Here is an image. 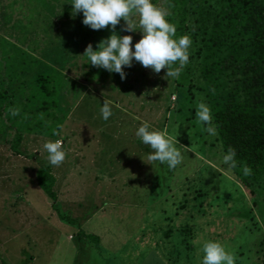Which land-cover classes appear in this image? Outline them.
I'll list each match as a JSON object with an SVG mask.
<instances>
[{
    "label": "rangeland",
    "instance_id": "374dc122",
    "mask_svg": "<svg viewBox=\"0 0 264 264\" xmlns=\"http://www.w3.org/2000/svg\"><path fill=\"white\" fill-rule=\"evenodd\" d=\"M162 2L154 4L163 9ZM119 23L123 31L122 18ZM0 67L1 83V55ZM145 69L121 84L101 69L79 67L74 76L56 71L53 84L60 93L53 97L27 85L14 90L17 103L29 95V109L42 100L63 102L62 93L69 103L53 109L60 121L45 116L43 133L21 132L16 139L9 121L0 127V264H200V246L209 239L231 250L234 264H264V187L251 196L221 171L207 156L213 150L207 153L196 136L201 126L195 113L179 117L171 111L173 104L183 109L182 97L174 102L173 78ZM105 101L138 110L142 122L164 121L158 130L176 140L181 162L169 170L143 161L151 149L135 143L133 119L120 121L121 109L110 106L114 114L102 120ZM165 101L170 106L164 112ZM55 140L65 151L59 166L47 163L42 147ZM41 165L56 178L54 203L35 181ZM59 212L74 220L61 219Z\"/></svg>",
    "mask_w": 264,
    "mask_h": 264
},
{
    "label": "trees",
    "instance_id": "16d2710c",
    "mask_svg": "<svg viewBox=\"0 0 264 264\" xmlns=\"http://www.w3.org/2000/svg\"><path fill=\"white\" fill-rule=\"evenodd\" d=\"M70 3L71 0H0V55L5 64L0 83V127L4 120L9 121V125L16 128V139L21 132L43 133L45 116L56 118L53 109L65 108L69 95H60L63 102L42 100L40 106L29 109L26 105L29 95H24L22 102L17 103L13 96L15 89L27 85L32 91L38 87L45 96L53 97L60 93L53 84L56 71L70 72L73 76L79 72V67H87L91 72L95 68L107 71L86 64L82 54L89 43L95 48L98 41L109 35L110 29L105 26L92 30L83 25L81 14L72 15ZM162 5L169 13L170 22L176 25V36L187 34L192 40L188 63L178 78L171 79L174 102L182 97L183 109H174L173 104L171 111L179 117L186 116L188 111L195 113L198 102L205 103L216 134H207L204 131L207 126L199 123L201 129L196 136L200 144L207 153L213 150L207 156L221 171L233 177L247 194L255 195L264 187V0H163ZM115 29L121 35L128 34L121 31L120 23ZM133 34L132 42L137 36L135 31ZM134 63L124 68V79L136 69L145 75V67ZM161 72L165 73V69ZM3 74L7 76L6 81ZM111 74L119 84L123 82L119 74ZM124 87L130 89L131 84ZM191 104L194 106L189 107ZM110 106L121 109L120 121L130 116L135 129L137 123L142 122L138 110L129 112L127 107ZM169 106L165 101L163 111L169 110ZM12 107L19 109L15 116L9 114ZM160 122L148 123L161 129L164 121ZM133 136L135 139V134ZM135 143H140L137 137ZM228 147L235 150V168L221 163ZM241 163L251 169L250 175L242 174ZM35 181L52 203L56 202L57 194L53 189L56 178L48 165L36 170ZM58 215L69 222L74 220L60 212ZM186 233L185 229L183 234Z\"/></svg>",
    "mask_w": 264,
    "mask_h": 264
},
{
    "label": "clouds",
    "instance_id": "9594fccd",
    "mask_svg": "<svg viewBox=\"0 0 264 264\" xmlns=\"http://www.w3.org/2000/svg\"><path fill=\"white\" fill-rule=\"evenodd\" d=\"M70 4L73 16L78 12L82 15L83 25L92 30L103 29L105 26L110 29L109 35L98 41L95 48L91 43L86 45L82 54L86 57V64L117 73L124 79V68L130 67L135 61L142 67H150L154 73L164 68L165 77L175 79L188 63L192 43L190 36H176V25L168 19L169 13L156 6L152 0H71ZM121 18L124 21L123 31H139L140 38L134 43L131 35H121L116 31L115 26ZM18 111V108L12 107L9 114L15 116ZM99 114L102 120H107L112 114L107 101L102 103ZM195 118L197 123L207 126L204 128L207 134H216L214 126L210 124V109L205 103L196 104ZM135 136L151 149L146 159L141 157L143 161L151 165L153 161H158L166 164L169 170L181 162L176 140L164 130H158L145 121L136 127ZM42 147L49 165L59 166L64 161L65 151L60 140L45 141ZM235 156V150L228 147L221 157V163L235 168ZM241 169L243 175H250L251 169L247 165L241 163ZM200 251V264H234V253L218 240H205Z\"/></svg>",
    "mask_w": 264,
    "mask_h": 264
}]
</instances>
